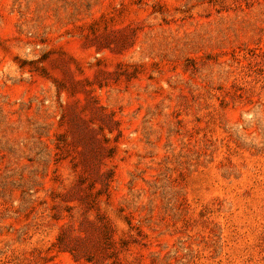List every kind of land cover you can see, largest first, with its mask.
Listing matches in <instances>:
<instances>
[{
	"label": "rangeland",
	"instance_id": "1",
	"mask_svg": "<svg viewBox=\"0 0 264 264\" xmlns=\"http://www.w3.org/2000/svg\"><path fill=\"white\" fill-rule=\"evenodd\" d=\"M0 264H264V0H0Z\"/></svg>",
	"mask_w": 264,
	"mask_h": 264
}]
</instances>
